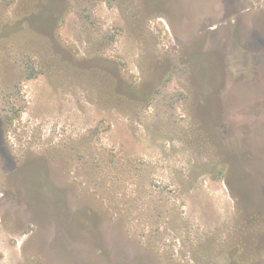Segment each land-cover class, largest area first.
I'll return each mask as SVG.
<instances>
[{"label":"rangeland","instance_id":"obj_1","mask_svg":"<svg viewBox=\"0 0 264 264\" xmlns=\"http://www.w3.org/2000/svg\"><path fill=\"white\" fill-rule=\"evenodd\" d=\"M0 264H264V0H0Z\"/></svg>","mask_w":264,"mask_h":264}]
</instances>
